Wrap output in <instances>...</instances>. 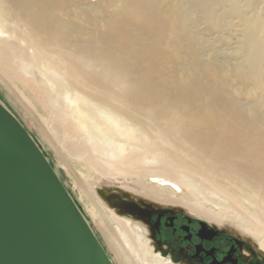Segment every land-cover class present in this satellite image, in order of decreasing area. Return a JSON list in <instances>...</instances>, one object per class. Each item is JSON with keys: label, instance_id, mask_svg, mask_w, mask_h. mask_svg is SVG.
<instances>
[{"label": "bare ground", "instance_id": "6f19581e", "mask_svg": "<svg viewBox=\"0 0 264 264\" xmlns=\"http://www.w3.org/2000/svg\"><path fill=\"white\" fill-rule=\"evenodd\" d=\"M185 2L0 0V79L118 264L169 262L151 253L137 217L107 204L112 192L203 211L264 251V0ZM195 192L226 200L239 222Z\"/></svg>", "mask_w": 264, "mask_h": 264}, {"label": "water", "instance_id": "95a60500", "mask_svg": "<svg viewBox=\"0 0 264 264\" xmlns=\"http://www.w3.org/2000/svg\"><path fill=\"white\" fill-rule=\"evenodd\" d=\"M121 194L104 198L138 214ZM0 264H112L38 144L0 102Z\"/></svg>", "mask_w": 264, "mask_h": 264}, {"label": "flooded vegetation", "instance_id": "af4514ba", "mask_svg": "<svg viewBox=\"0 0 264 264\" xmlns=\"http://www.w3.org/2000/svg\"><path fill=\"white\" fill-rule=\"evenodd\" d=\"M119 198L135 206L138 214H124L137 217L148 231L156 256L168 264H264V251L257 250L251 242L206 224L183 209L150 200Z\"/></svg>", "mask_w": 264, "mask_h": 264}, {"label": "rangeland", "instance_id": "374dc122", "mask_svg": "<svg viewBox=\"0 0 264 264\" xmlns=\"http://www.w3.org/2000/svg\"><path fill=\"white\" fill-rule=\"evenodd\" d=\"M184 5H185V7L188 8V10L190 9L189 7H193L192 5H190L189 0H186ZM191 11L193 12V14L191 16L194 18H197L196 11L195 10L193 11V9H191ZM195 25H196L194 27V30L196 31L195 33L201 38V42H203L205 39L208 41H212V39H211L212 36L207 35L206 31L203 29V25L201 22L197 21ZM230 45L226 46L224 44V45H221L220 48H226V50H228L230 52L233 49L232 48L233 44H230ZM204 47H205V45H204ZM206 49H207V47H206ZM205 53H207V52H205ZM232 61H234V60L232 59ZM235 86L237 88H240L241 92L243 93V95L241 97L242 102L248 103V104L256 103V101H253L252 95H250L252 92H254L253 89L251 88V86L239 87L236 83H235ZM0 102L3 104V106H5V108H7V110H9L16 117V119L22 124V126L26 129V131L31 135V137L38 144V146L40 147L44 156L46 157L47 161L52 166V168L55 171V173L57 174L58 178L60 179V181L62 182V184L66 188V190L68 191L69 195L71 196L73 201L77 204V206L81 210V212H82L84 218L86 219L89 227L91 228L95 237L97 238V240L99 241V243L103 247L104 251L106 252L109 259L111 260L112 264H118L115 255H113L114 251L108 246L107 242L104 240V238L101 234V230L99 227L96 226L92 216H90V214H88V210L86 209V205L84 204L83 200L80 198L79 193L77 192L76 188L74 187V184L71 180V177L66 173L61 160L59 159V157L57 156L55 151L52 149V147L47 143V141L43 137V134L40 131L38 125L32 120V118L24 111L22 106L18 103V101L14 95V92L5 86V84L3 83V81L1 79H0ZM194 194H195V196L193 197L194 200L197 201L202 207H204V209L212 210V211H216V210L220 211L221 210L222 212H224V214L226 216L225 220L228 223L237 224L239 222L237 220V218L232 215L233 213L236 212V210L233 207L229 206L226 200L218 198L216 196H211L208 194L204 195V193H202L204 195V196H202L201 192L199 194L195 192ZM177 195L180 196V198L183 196L180 193H178ZM180 209H183L186 213H188L192 217L200 219L203 222H205L206 224L208 223L210 225L216 226L218 228L226 229V230L230 231L231 233L236 234L235 232L229 230V229H231V226L229 227V225H227V224L220 225V224L216 223L214 220H212L209 217H207L206 215H204L202 213L203 211H201V213H200V212H191L185 208H180ZM240 224L244 225L243 221H240ZM249 229H250V227L245 228V232H247V233L250 232ZM112 244L114 245V249L115 248L117 250L119 249L114 241L112 242ZM150 249H151V253H153V255H154L155 252L153 251L152 246ZM156 259L159 260L160 258L156 257Z\"/></svg>", "mask_w": 264, "mask_h": 264}]
</instances>
